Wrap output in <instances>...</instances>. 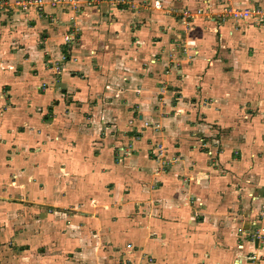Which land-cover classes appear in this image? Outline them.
<instances>
[{
    "label": "rangeland",
    "instance_id": "374dc122",
    "mask_svg": "<svg viewBox=\"0 0 264 264\" xmlns=\"http://www.w3.org/2000/svg\"><path fill=\"white\" fill-rule=\"evenodd\" d=\"M260 2L11 0L0 264H204L264 222Z\"/></svg>",
    "mask_w": 264,
    "mask_h": 264
},
{
    "label": "crops",
    "instance_id": "0c3cea01",
    "mask_svg": "<svg viewBox=\"0 0 264 264\" xmlns=\"http://www.w3.org/2000/svg\"><path fill=\"white\" fill-rule=\"evenodd\" d=\"M253 4L258 3L260 0H250ZM264 4V0H261ZM116 25V24H113ZM112 25V26H113ZM124 28H122L123 31ZM118 31V30H114ZM121 30L116 32L120 35ZM126 36V31L123 36ZM119 37V36H118ZM7 123V122H6ZM254 227H247L241 231H225L222 233V243L219 250L216 249L214 254L209 253V257L203 260L204 264H264V234L260 239H250L245 235L248 229L255 230L264 227V222L261 224L252 218ZM250 224V223H249ZM261 224V226H260ZM257 225V226H256ZM259 225V226H258ZM263 225V226H262ZM213 255V256H212Z\"/></svg>",
    "mask_w": 264,
    "mask_h": 264
},
{
    "label": "built area",
    "instance_id": "2783aa9c",
    "mask_svg": "<svg viewBox=\"0 0 264 264\" xmlns=\"http://www.w3.org/2000/svg\"><path fill=\"white\" fill-rule=\"evenodd\" d=\"M11 0H0V13L7 7L12 8ZM27 5L24 6H35V8L41 7L42 0H26ZM257 10H253L252 14L250 15L251 19H257L256 15L259 20L264 23V7H256ZM250 19V21H251Z\"/></svg>",
    "mask_w": 264,
    "mask_h": 264
},
{
    "label": "trees",
    "instance_id": "16d2710c",
    "mask_svg": "<svg viewBox=\"0 0 264 264\" xmlns=\"http://www.w3.org/2000/svg\"><path fill=\"white\" fill-rule=\"evenodd\" d=\"M119 10H123V9H121V8H118ZM63 53H64V57H65V59L66 60H68V56H65L66 54H65V50H63Z\"/></svg>",
    "mask_w": 264,
    "mask_h": 264
}]
</instances>
